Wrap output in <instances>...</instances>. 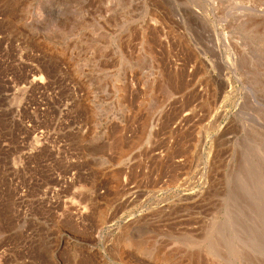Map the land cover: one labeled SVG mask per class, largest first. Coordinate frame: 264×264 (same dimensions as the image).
<instances>
[{
  "label": "rangeland",
  "instance_id": "rangeland-1",
  "mask_svg": "<svg viewBox=\"0 0 264 264\" xmlns=\"http://www.w3.org/2000/svg\"><path fill=\"white\" fill-rule=\"evenodd\" d=\"M0 264H264V0H0Z\"/></svg>",
  "mask_w": 264,
  "mask_h": 264
}]
</instances>
